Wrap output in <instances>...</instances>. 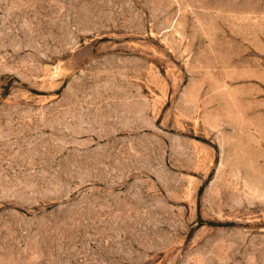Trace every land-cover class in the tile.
Listing matches in <instances>:
<instances>
[{"label":"rangeland","instance_id":"rangeland-1","mask_svg":"<svg viewBox=\"0 0 264 264\" xmlns=\"http://www.w3.org/2000/svg\"><path fill=\"white\" fill-rule=\"evenodd\" d=\"M0 264H264V0H0Z\"/></svg>","mask_w":264,"mask_h":264}]
</instances>
